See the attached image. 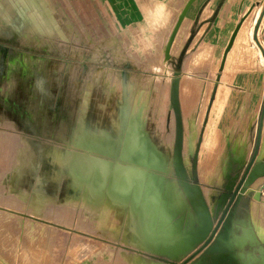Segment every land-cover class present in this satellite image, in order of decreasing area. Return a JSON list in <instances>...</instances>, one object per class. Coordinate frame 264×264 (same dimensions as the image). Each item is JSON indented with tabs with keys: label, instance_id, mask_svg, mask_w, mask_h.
<instances>
[{
	"label": "rangeland",
	"instance_id": "rangeland-1",
	"mask_svg": "<svg viewBox=\"0 0 264 264\" xmlns=\"http://www.w3.org/2000/svg\"><path fill=\"white\" fill-rule=\"evenodd\" d=\"M259 9L264 10V1ZM247 17L241 26L247 25ZM259 21L262 27V16ZM107 22L103 0H0V264H127L118 257L121 249L151 253L124 238L130 221L144 234L137 217L116 197L94 187L83 172L77 174L73 159L90 145L109 148L98 143L106 133L121 135L125 76L133 115L145 111L146 134L173 173L170 87L178 58L167 63L161 53L157 59L155 51L109 43ZM112 115L118 120L117 133L104 126ZM188 139L185 161L192 170ZM131 141L133 145L136 139ZM54 149L61 150L64 166L53 204L42 194H48L52 181L47 175L46 182L39 178L41 167L51 171L54 166L43 151ZM66 181L77 199L58 203L66 196ZM93 195L121 214L117 236L105 234L107 210L98 212L95 204L84 203L82 210L75 206L85 199L95 203Z\"/></svg>",
	"mask_w": 264,
	"mask_h": 264
},
{
	"label": "crops",
	"instance_id": "crops-1",
	"mask_svg": "<svg viewBox=\"0 0 264 264\" xmlns=\"http://www.w3.org/2000/svg\"><path fill=\"white\" fill-rule=\"evenodd\" d=\"M103 1L107 2V32L111 35L109 43L114 40L115 43L122 44V48L155 51L157 59L161 53L167 63L169 62L165 50L189 0ZM263 1L194 0L187 9L171 45V58H178L184 51L179 101L185 136L189 135L188 141L192 142L193 151L196 153L192 161L194 180L201 186L209 203V195L216 196L224 192L228 179L247 165L258 139L259 151L256 160L264 159V21L262 27L259 21L261 16L264 19V10L259 9ZM245 16H248L247 25L240 26L235 33ZM140 99L143 100V96ZM119 112L121 113V107ZM144 112H141L142 122L145 119ZM117 121L116 115L107 118L105 129L117 133ZM92 124L96 129L97 121ZM187 127L190 129L188 134ZM193 131H196L195 136ZM106 134L99 137L98 143H105L114 149L119 143L120 133ZM57 153L60 154V161L56 159ZM43 154H50L54 166L51 171H46L44 167L40 169L39 179L46 182L47 175L52 181L48 194H42L54 204L57 179L61 175L64 158L59 149H54L52 153L44 150ZM37 163L40 161L37 160ZM73 166L76 169L75 162ZM63 187L66 196L59 199L58 203L64 198L68 202L75 201L77 196L73 189H69L67 181ZM173 197L176 199L175 194ZM90 198L97 201L93 203L85 199L82 204L74 202L75 206L80 205L82 210L84 203L92 206L95 204L98 212L107 210L104 211L108 212V228L105 234L117 236L121 231L119 211L111 207L110 203L101 204L100 197L96 195ZM125 206L131 211L129 206ZM173 207H181L177 199ZM131 213L139 220L144 234L130 221L124 228L125 240L142 243L149 252L155 251L152 241L158 238L145 231L137 214L133 211ZM92 214L94 217L93 212ZM76 226L80 229L84 227ZM234 236L241 264H264V176L242 195L234 221ZM136 251L141 254H129L121 249L118 257L127 264H132L134 259H143V264H162L157 256L141 250Z\"/></svg>",
	"mask_w": 264,
	"mask_h": 264
},
{
	"label": "water",
	"instance_id": "water-1",
	"mask_svg": "<svg viewBox=\"0 0 264 264\" xmlns=\"http://www.w3.org/2000/svg\"><path fill=\"white\" fill-rule=\"evenodd\" d=\"M193 1L187 3L170 36L165 50L168 60L172 59L171 45ZM240 26L241 23L235 33ZM183 54L184 51L175 63L170 87V107L175 119L171 158L173 173L167 170L164 158L149 140L141 121V110L135 115L132 113L125 76L122 80L121 135L118 145L114 149L90 145L83 152L78 151V157L73 161L77 174L83 172L94 187L129 206L139 217L145 231L151 236L156 235L158 239L152 241L156 250L150 254L157 256L163 264H191L195 256L211 242L220 225L224 236L230 237L234 232L237 206L242 195L264 176V159L256 160L258 139L250 161L228 179L224 192L212 196L211 203L201 186L195 182L194 168L192 166L190 171L185 161V131L179 101ZM133 137L136 141L132 145ZM188 148L193 161L196 153L192 142ZM173 194L180 208L173 207L176 200Z\"/></svg>",
	"mask_w": 264,
	"mask_h": 264
},
{
	"label": "flooded vegetation",
	"instance_id": "flooded-vegetation-1",
	"mask_svg": "<svg viewBox=\"0 0 264 264\" xmlns=\"http://www.w3.org/2000/svg\"><path fill=\"white\" fill-rule=\"evenodd\" d=\"M204 249L195 256L191 264H241L234 232L230 237H225L222 225Z\"/></svg>",
	"mask_w": 264,
	"mask_h": 264
},
{
	"label": "bare ground",
	"instance_id": "bare-ground-1",
	"mask_svg": "<svg viewBox=\"0 0 264 264\" xmlns=\"http://www.w3.org/2000/svg\"><path fill=\"white\" fill-rule=\"evenodd\" d=\"M184 37V36H183ZM212 195H209V200L212 202ZM162 263V262H161ZM163 264V263H162Z\"/></svg>",
	"mask_w": 264,
	"mask_h": 264
}]
</instances>
